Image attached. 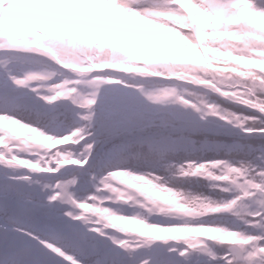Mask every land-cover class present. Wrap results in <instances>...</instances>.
I'll use <instances>...</instances> for the list:
<instances>
[{
  "label": "clouds",
  "instance_id": "obj_1",
  "mask_svg": "<svg viewBox=\"0 0 264 264\" xmlns=\"http://www.w3.org/2000/svg\"><path fill=\"white\" fill-rule=\"evenodd\" d=\"M76 2L0 31V264H264V0Z\"/></svg>",
  "mask_w": 264,
  "mask_h": 264
},
{
  "label": "rangeland",
  "instance_id": "obj_2",
  "mask_svg": "<svg viewBox=\"0 0 264 264\" xmlns=\"http://www.w3.org/2000/svg\"><path fill=\"white\" fill-rule=\"evenodd\" d=\"M39 2L40 0H0V31H17L26 28L28 26L26 25V21L32 19ZM108 2L110 3L108 4L109 8L105 9L107 11H104L101 9L103 7L100 5V0H97L95 3L93 0H88V4L85 5L83 10L84 13L86 12L84 16L88 34L103 37L107 35L108 31L116 34L110 27L114 29L120 27L121 31H126L132 26V24L129 23L124 24L121 19L116 21L109 15L101 17L104 13H111L108 11L113 8L111 4H113L115 0H108ZM76 4L77 3H72L69 5L67 11L73 14ZM90 11H102L103 13L92 12L89 14ZM100 20V23L104 25L96 27L95 24H98L97 22ZM99 32H102V34H98Z\"/></svg>",
  "mask_w": 264,
  "mask_h": 264
},
{
  "label": "bare ground",
  "instance_id": "obj_3",
  "mask_svg": "<svg viewBox=\"0 0 264 264\" xmlns=\"http://www.w3.org/2000/svg\"><path fill=\"white\" fill-rule=\"evenodd\" d=\"M98 34H100V35H101V34H102V32H99ZM110 34H114V33H112V32H110V31H108V32H107V35H110Z\"/></svg>",
  "mask_w": 264,
  "mask_h": 264
}]
</instances>
